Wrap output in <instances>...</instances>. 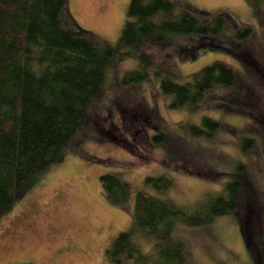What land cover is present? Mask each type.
Wrapping results in <instances>:
<instances>
[{
  "label": "rangeland",
  "instance_id": "rangeland-1",
  "mask_svg": "<svg viewBox=\"0 0 264 264\" xmlns=\"http://www.w3.org/2000/svg\"><path fill=\"white\" fill-rule=\"evenodd\" d=\"M174 1L198 16L227 11L232 15L229 28L249 26L252 35L238 48L232 46L236 56L209 46L196 48L198 52L185 50L190 47L178 37L141 48L139 53L145 52L147 59L146 78L137 83H121L127 72L139 67L136 58L114 62L106 73L104 93L89 111L88 124L63 160L0 215V264H111L106 250L129 229L135 193L149 189L144 178H167L172 186L162 196L192 209L222 190L237 162L244 164L247 179L237 209L204 226L177 222L173 237L183 242L185 264H256L248 246L263 260L264 14L255 16L246 0ZM129 2L67 0L60 25L71 33L82 28L113 44L127 20ZM210 41L224 44L220 38ZM215 61L233 69L234 85L210 93L199 109L171 108L170 98L159 89L164 73L184 83ZM203 116L219 123L209 138H193L183 131L187 124L199 125ZM155 135L167 140V149L153 141ZM242 139L252 145L243 148ZM109 173L129 187L123 205L111 204L103 193L99 177ZM131 242L154 258L152 238L138 231Z\"/></svg>",
  "mask_w": 264,
  "mask_h": 264
},
{
  "label": "trees",
  "instance_id": "trees-1",
  "mask_svg": "<svg viewBox=\"0 0 264 264\" xmlns=\"http://www.w3.org/2000/svg\"><path fill=\"white\" fill-rule=\"evenodd\" d=\"M246 1L255 16L264 14V0ZM176 3L130 0L120 37L111 44L82 28L74 33L63 29L60 18L67 0H0V215L26 194L41 174L63 160L77 133L88 124L89 111L104 93L106 73L114 62L136 58L139 67L127 72L121 83H137L146 78L147 59L145 52L139 53L141 48L161 46L178 37L190 47L185 50L198 52L196 48L209 46L236 56L232 46L238 48L252 35L249 26L229 28L232 15L227 11L198 16ZM211 38H220L223 46ZM164 74L161 94L170 98L171 108L188 110L199 109L210 93L227 90L236 81L233 69L219 61L201 67L184 83ZM218 124L203 116L199 125L187 124L183 131L205 139L219 128ZM163 138L155 135L153 141L166 148L168 142ZM241 145L248 148L252 142L242 139ZM99 180L111 204L126 203L129 187L117 175L103 174ZM244 180L246 169L237 162L219 193L188 209L162 196L172 186L170 180L144 178L143 184L150 190L135 193L130 227L106 250L109 261L185 264L183 242L173 237L175 224L204 226L217 216L234 212ZM249 190L254 193L252 187ZM138 231L153 239L154 258L132 244L131 237ZM248 250L256 264H264L253 247L248 246Z\"/></svg>",
  "mask_w": 264,
  "mask_h": 264
}]
</instances>
